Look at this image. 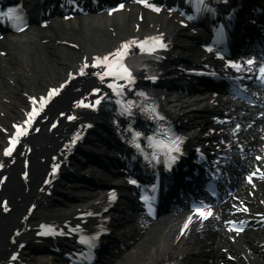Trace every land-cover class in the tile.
<instances>
[{"label": "bare ground", "instance_id": "obj_1", "mask_svg": "<svg viewBox=\"0 0 264 264\" xmlns=\"http://www.w3.org/2000/svg\"><path fill=\"white\" fill-rule=\"evenodd\" d=\"M130 9L111 17L90 16L64 24L49 23L42 30L30 28V33L5 39L0 44V50L6 53L0 57V264L7 260L9 252L14 251L17 244L36 233L39 225L48 221L58 227L79 224L77 215L87 210L98 212L105 205L108 189L99 188L96 189L98 192L87 194L83 192L82 184L73 185L71 191L75 203L68 207L50 210L53 205L47 206L46 203L47 192L48 195L52 193L60 177L44 186L46 173L54 162H68L64 145L71 130L81 123L97 119L93 113H87L88 110L78 108L77 104L82 98L87 99L92 91L101 93L98 78H91L82 84L83 78L77 77L76 72L83 70L80 77L85 76L89 72L86 65L93 57L107 55L122 41L161 34L170 42L172 54L189 57L190 63L203 60L197 56L195 45L188 38L190 32L180 28L173 18L165 14L150 16L142 13V20L138 22L137 13ZM66 80H69L68 84ZM61 85L64 87L59 97L35 120L14 153L3 158L2 150L12 135L10 124L24 117L27 100L36 99L49 88ZM149 92L159 99L161 106L172 117L187 120L189 131L200 119L202 121L199 115L208 108V101L196 102L176 91L165 93L162 88L153 87ZM69 115L74 117L70 124L66 122ZM100 133L105 132L98 128L94 136ZM91 139L89 137L88 140ZM114 178L107 177L105 182L119 186ZM30 206L34 207L32 213L28 212ZM107 216L111 218V226L116 228L118 240L124 246L132 242L129 248L125 246L127 255L116 264H163L170 259L181 264L195 261L192 259L195 244L178 235V220L148 227L122 203ZM83 228L96 229L97 221L89 220ZM114 250L118 252V247L107 250L101 247L97 253H113L111 259H114ZM256 256L264 260V253H257Z\"/></svg>", "mask_w": 264, "mask_h": 264}, {"label": "snow or ice", "instance_id": "obj_2", "mask_svg": "<svg viewBox=\"0 0 264 264\" xmlns=\"http://www.w3.org/2000/svg\"><path fill=\"white\" fill-rule=\"evenodd\" d=\"M140 2L143 3L144 0H140ZM153 7H154V10L157 11V12H159L161 10L159 7H156V6H153ZM3 16H7L8 19H10V20H15V21H20L21 20V17L16 14V9H13V8H10L7 13L2 14V16H0V17H3ZM0 22H2V20H0ZM20 30L23 31V29H20ZM153 43L155 45H158L159 49H164L166 47L165 44L163 43L162 38L155 39L153 41ZM139 46L143 47V45H139ZM128 48H129L128 44H125L123 46V51H121L119 53V60L120 61L123 60L124 55L126 54V51H127ZM155 50H156L155 48L152 49V51H155ZM209 51H211V50H209ZM107 59H108L107 57L104 58L105 61H107ZM98 65H99V61L93 63L92 67H97ZM120 74H125L124 78L128 81V85H131V84L134 83V79L132 78L131 74L128 72L127 67H124L122 63H121V73H113L110 66L108 68V71L105 73V75H109V76H111V75H120ZM150 78L153 80V82L156 79L155 76L150 77ZM101 79H103V77H101ZM128 85H126V86H128ZM108 87L111 88L112 85L109 84ZM96 103L99 104L100 101L97 100ZM73 143H75V141H73ZM178 151H179V149H178ZM5 154L8 155V154H10V152L6 151ZM58 167H59L58 165H54L53 166V173H55L58 170ZM110 199H112V198L110 197ZM230 230H235V229H230Z\"/></svg>", "mask_w": 264, "mask_h": 264}, {"label": "rangeland", "instance_id": "obj_3", "mask_svg": "<svg viewBox=\"0 0 264 264\" xmlns=\"http://www.w3.org/2000/svg\"><path fill=\"white\" fill-rule=\"evenodd\" d=\"M61 190V189H60ZM62 193H67L69 194V192H66V190L61 191ZM53 199V198H52ZM59 200H61L62 202H64L65 200L61 197L59 198ZM53 201V200H52ZM28 256L30 257V260H32V264H39V261H44L43 258H41L40 256L36 255V254H31L28 252Z\"/></svg>", "mask_w": 264, "mask_h": 264}]
</instances>
